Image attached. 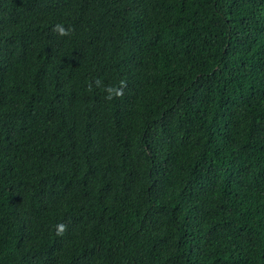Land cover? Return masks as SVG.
Masks as SVG:
<instances>
[{"label":"trees","instance_id":"trees-1","mask_svg":"<svg viewBox=\"0 0 264 264\" xmlns=\"http://www.w3.org/2000/svg\"><path fill=\"white\" fill-rule=\"evenodd\" d=\"M0 264H264V0H0Z\"/></svg>","mask_w":264,"mask_h":264},{"label":"clouds","instance_id":"clouds-1","mask_svg":"<svg viewBox=\"0 0 264 264\" xmlns=\"http://www.w3.org/2000/svg\"><path fill=\"white\" fill-rule=\"evenodd\" d=\"M53 31L56 32L59 36L65 37L70 36L73 32L71 27H65L63 24H56L53 28ZM93 84L97 88H102L103 92L106 93L104 99L106 101H112L115 98L123 97L124 90L127 87L126 82L121 80L118 85H107L103 84V80L100 78H95L91 84L88 85L89 91L92 90ZM66 231V225L59 224L57 226V235H63Z\"/></svg>","mask_w":264,"mask_h":264}]
</instances>
